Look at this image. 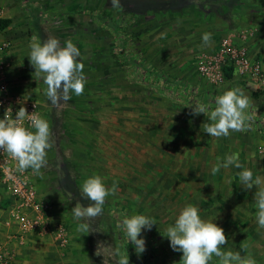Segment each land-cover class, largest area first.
<instances>
[{
  "label": "rangeland",
  "instance_id": "obj_1",
  "mask_svg": "<svg viewBox=\"0 0 264 264\" xmlns=\"http://www.w3.org/2000/svg\"><path fill=\"white\" fill-rule=\"evenodd\" d=\"M7 5L8 15L23 33L19 51L27 64L32 37H55L61 46L70 40L81 53L87 81L81 95L70 93L67 101L50 102L52 106L44 103L46 110L54 106L47 110L52 114L47 120L53 146L40 172L47 180L57 176L50 182V204L65 212L59 221L72 236L67 233L65 247L58 239L45 237L32 251L29 264H118L115 250L125 252L111 212L150 215L166 234L187 204L197 205L203 219L216 218L224 228V251L240 250L264 264V228L254 219L256 189L243 188L240 169L234 166L214 175L211 171L218 159L239 152L244 167L264 176V94L247 86L246 80L216 86L198 68L199 58L212 55L225 36L233 37L248 53L247 43L257 31L255 19L263 18L264 0H120L119 7H113L111 0H0V9ZM130 13L136 18L126 33L144 63L194 88L195 94L214 99L228 88L243 89L251 99L248 126L227 137L209 136L203 125L210 123L207 115H193L184 100L171 101L130 81L113 54L115 37L98 18ZM205 32L212 33L208 45L201 39ZM30 74L32 85L47 100L46 85L33 75L32 66ZM160 84L167 86L164 81ZM192 99L193 95L188 103ZM214 107L213 102L209 111ZM60 166L75 185L73 194L56 188L63 177ZM93 174L104 177L109 188L115 183L116 191L106 197L100 216L85 218L88 230L80 232L71 209L76 203H91L81 187ZM4 205L0 200V207ZM72 242L74 252L68 253ZM128 255L133 264V253Z\"/></svg>",
  "mask_w": 264,
  "mask_h": 264
},
{
  "label": "clouds",
  "instance_id": "obj_2",
  "mask_svg": "<svg viewBox=\"0 0 264 264\" xmlns=\"http://www.w3.org/2000/svg\"><path fill=\"white\" fill-rule=\"evenodd\" d=\"M113 7H119L120 0H111ZM204 45L212 39V33L205 32L201 36ZM80 51L70 40L61 42L55 37L41 40L32 37L27 55L34 74L46 85L45 94L53 104L67 101L70 93L76 96L84 92L87 83L82 74L83 63L80 62ZM215 107L209 109L202 103L190 106L193 115H207L208 121L204 125V132L212 137H227L231 132H239L248 126L251 115V99L239 87H231L223 91L214 99ZM29 121L25 126L24 121ZM51 129L49 121L38 113L27 114L25 107L21 106L13 117L12 107L9 106L0 117V151L5 152L15 161L14 173H25L31 169L34 174L40 175V170L47 163ZM239 152H232L222 159H218L212 168L216 174L221 168L234 166L240 171L237 173L240 184L244 189L256 191L253 193L254 207L256 208L255 222L264 228V176L254 175L250 168L244 167L240 162ZM104 177L93 174L82 183V193L91 202L88 206L76 203L71 209L73 219L79 222L78 231L88 230L85 218L100 216L103 212L106 197L115 194L116 185L111 188L104 183ZM139 199V197H137ZM214 220L201 217L197 205H185L176 216L174 223L166 229V238L170 248L182 253L180 264H210L213 257L219 258L220 264H257L255 258L242 255L241 251H224L226 235L223 227ZM156 224L154 218L147 214H133L125 216L120 221L127 238V243L134 246V251L140 255L146 250V238L143 232L150 231ZM118 264H129V255L126 251L121 253L115 250Z\"/></svg>",
  "mask_w": 264,
  "mask_h": 264
},
{
  "label": "built area",
  "instance_id": "obj_3",
  "mask_svg": "<svg viewBox=\"0 0 264 264\" xmlns=\"http://www.w3.org/2000/svg\"><path fill=\"white\" fill-rule=\"evenodd\" d=\"M244 38V32H241ZM8 42L0 43V117L11 106L13 117L21 106L27 114L39 113V106L33 99H25L10 93L7 76L12 70L6 59L5 52ZM200 73L216 86L223 85L227 79L224 71L232 69V77L246 80L256 89L264 93V70L258 61L251 60L244 46L238 45L231 36L220 39L214 53L198 60ZM25 126L29 124L26 119ZM15 161L5 152L0 151V189L6 201L7 225L15 229V235L20 240L23 235L35 232L41 236L53 237L59 240L60 247H65L67 231L65 225L55 220L47 207L38 198L37 188L32 180L34 173L28 169L25 173H14ZM0 264H8L6 252L0 250Z\"/></svg>",
  "mask_w": 264,
  "mask_h": 264
},
{
  "label": "crops",
  "instance_id": "obj_4",
  "mask_svg": "<svg viewBox=\"0 0 264 264\" xmlns=\"http://www.w3.org/2000/svg\"><path fill=\"white\" fill-rule=\"evenodd\" d=\"M1 7V6H0ZM2 9V10H1ZM0 9V19H9L10 23L9 25L0 31V43L2 42H8L9 47L7 48L5 55L6 59L10 63V66L12 70L8 73L7 80H8V86L9 91L12 94L19 95L25 99H33L38 103L39 106V115L46 120H50V114L51 111H47L50 107H47V110L44 109V103H46L47 106L50 105V101L44 99V96L40 93V91L37 89L36 86L32 85L33 82L31 80V65L30 63H26L25 56L23 54V51H19V47L23 45L22 43V31L17 30V26L14 24L12 19L10 18V15H8L7 11H10L11 9L7 7H2ZM263 13H264V6H263ZM255 29L257 30L254 33L253 39L249 40L247 43L248 47V54L249 57L252 59H258L261 67L264 70V14L263 18L255 19L254 22ZM21 50V49H20ZM237 82H243L244 80L236 78ZM235 80H231L230 82H234ZM246 85L253 87L250 83L246 81ZM264 94V93H263ZM54 106L50 108V110H53ZM61 167V166H60ZM45 170V169H44ZM41 171V170H40ZM62 172V179L59 182L60 187H56L57 189H60V191H64L68 194H73V192H68V186L69 183L64 180L65 176L69 175L66 171H64V168L61 167ZM42 174V175H41ZM40 175L34 174L32 180L34 182V185L37 188L38 192V198L41 201L42 204H44L49 214L56 220H61L63 217H65V212H57L55 211L53 205L50 204V195L52 194L51 190V181H54L53 178H49L47 180L44 177V172L42 171ZM56 180V179H55ZM70 180V179H69ZM55 182V181H54ZM53 182V183H54ZM55 184V183H54ZM71 184L74 186L73 182L71 181ZM54 189V188H52ZM0 200H3L4 204L6 205V201L4 200V193L2 189H0ZM6 207V206H5ZM5 207H0V250H4L7 255L8 264H29L30 261L28 260L31 257L32 251L35 250V246L38 245L42 239H44L46 236H41L35 232H29L23 235V237L19 240L18 237L15 235V229L12 228L11 225H7V213L5 211ZM55 214V215H53ZM69 238L72 236L71 232L69 230L67 231ZM51 238V237H46ZM40 245V244H39ZM74 252L73 242L71 243V246L69 245V251L68 253Z\"/></svg>",
  "mask_w": 264,
  "mask_h": 264
},
{
  "label": "trees",
  "instance_id": "obj_5",
  "mask_svg": "<svg viewBox=\"0 0 264 264\" xmlns=\"http://www.w3.org/2000/svg\"><path fill=\"white\" fill-rule=\"evenodd\" d=\"M133 16L134 15L131 13L118 16L114 19H109L104 15L98 16L102 24L106 26L108 32H110L116 39L117 46L113 54L120 61L129 80L144 88H148L158 96L165 97L171 101L184 100L186 105L189 104V106L195 105L196 103H202L209 108L210 104L214 102V97L203 96L201 93L195 94L194 88H190L183 82L164 76L160 72L151 69L140 59L136 54L132 39L129 37L130 35L126 33L127 25L131 24V21H134V18H136ZM9 23V19H0V31L5 29ZM224 76L227 80H230L232 77V69H225ZM163 81L167 84L166 87L160 84V82ZM182 91H184L189 97L186 96L185 99H183L185 93ZM192 95L194 96V99H192L191 103H188L191 100ZM262 166L264 168V159L262 160ZM64 180L69 183L67 191L73 192L75 188L71 184L69 177L65 176ZM5 206L6 205H4V207ZM111 214V219L118 230L117 238L120 240L123 251L133 253V264H180L182 253L175 252L170 248L166 234L155 225H153L150 231L142 233L146 238V250L144 253L137 255L134 251V246L131 243H127V238L124 235L122 228L119 226L120 221H122L125 216H128L127 213L120 210L118 213L111 212ZM210 264H220L219 258H213Z\"/></svg>",
  "mask_w": 264,
  "mask_h": 264
}]
</instances>
